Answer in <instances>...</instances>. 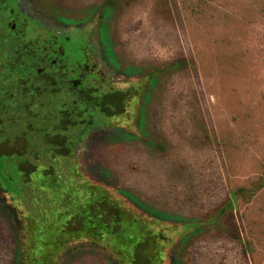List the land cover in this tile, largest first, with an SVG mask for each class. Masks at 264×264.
I'll list each match as a JSON object with an SVG mask.
<instances>
[{
  "label": "rangeland",
  "instance_id": "1",
  "mask_svg": "<svg viewBox=\"0 0 264 264\" xmlns=\"http://www.w3.org/2000/svg\"><path fill=\"white\" fill-rule=\"evenodd\" d=\"M6 18L61 44L83 95H129L79 117L0 61V264H129L140 238L152 264H264V0H0ZM102 196L125 232L61 233Z\"/></svg>",
  "mask_w": 264,
  "mask_h": 264
},
{
  "label": "trees",
  "instance_id": "2",
  "mask_svg": "<svg viewBox=\"0 0 264 264\" xmlns=\"http://www.w3.org/2000/svg\"><path fill=\"white\" fill-rule=\"evenodd\" d=\"M2 21L4 22L3 25L5 26V28L2 35H0V61L4 58L5 65L7 67L14 68V66L18 65L21 75L23 74L29 77L31 76L33 80H38V77L44 76L47 83L55 85L57 88L67 87L69 89L67 91L70 92L74 97H77V100H73L72 104L78 106L79 117H82L87 112H89V115L93 117V110L96 109H98L99 112L104 113L106 116L119 115L125 111L127 96L129 95L127 91L116 90L103 94H94V92L91 91L92 89L89 88L87 90L88 92H85V95L80 92L77 94L76 87L74 85H70V81L76 78H73V74H68L64 72V70H59L58 68H56V66L52 67L53 69L51 68L52 72L47 73L46 71L42 70L44 71L42 75L38 73V75H33L34 68L40 67V65H42V62L44 63L46 57L50 54V52L52 50L56 52L57 48L59 46L61 47V44L55 42L54 39H49L46 43L42 42L39 44L40 46L35 47L34 44L36 43V39L26 40L25 36H22L23 33L21 29H17L16 32L12 28L14 27V24L11 27L7 26V18ZM62 49L64 50V48ZM46 64L49 65L50 62L46 61ZM0 80H11V78L3 76ZM70 113L71 112L67 109L63 110L60 127L64 131L69 127V123L67 122L68 119L69 121L71 119L72 122L76 124L75 119L72 118V115ZM92 117L84 118L86 119L87 125H91ZM57 139L59 138L56 137V140H54V142L57 141ZM63 143H65V141H63ZM65 147L69 149L68 146ZM56 151L59 154H63L60 148H58ZM68 153L69 152H67V154ZM22 167L27 170L28 177H30V174L37 168L36 165H32V168H29L26 164H23ZM28 177L26 178L27 180ZM106 198V196H102L98 200L87 202V208L83 204H81L82 206H78L83 210L79 209L73 211L74 214L71 213L73 215L78 214V219L75 221L73 218H71V214H69V216L64 219L65 221H62L63 223H61L65 225L61 227V233L65 236H71V234L73 233L84 231L85 228H88V224L93 222H98L94 224L95 226L98 225L99 227L98 231L95 229L92 230L93 234L96 233L103 236L106 235L112 239L113 237L111 233L120 234V232H122L123 230L125 232L126 230L123 228V224L125 223L126 219L124 217L121 218L119 209L113 204H109ZM95 203H97V205ZM99 210L100 212H97ZM43 229L46 230L45 227H43ZM136 236L137 235H135L134 237ZM130 240L125 242L126 246ZM40 244L43 245V242H40ZM62 244L63 242L59 241L55 243L53 242V246L57 247H60ZM45 245H47V243ZM129 249L132 253V258L129 264H152L151 258L148 254V243L146 242V240L140 238L139 240L134 242L129 247Z\"/></svg>",
  "mask_w": 264,
  "mask_h": 264
},
{
  "label": "flooded vegetation",
  "instance_id": "3",
  "mask_svg": "<svg viewBox=\"0 0 264 264\" xmlns=\"http://www.w3.org/2000/svg\"><path fill=\"white\" fill-rule=\"evenodd\" d=\"M59 54H61V56H59V59H55V58L53 59V58H52V59H51L52 61L50 62V64H49V65L46 64L47 59H48V61H49V58H50V57L58 56ZM64 54H65V52H64V50H63L60 46L57 48L56 52L52 50V51L50 52V54L46 57L44 63L42 62V66H43V65H47V66H45V67H42V66L37 67V68H36L37 73L40 74V75H42V74L44 73V71H46V68H47V69H48V68L50 69V68H52V67H54V66H56L59 70H61L62 66L60 65L59 60H60L61 57H64ZM42 70H44V71H42ZM70 82H71V83H70L71 86L74 85V86L76 87V93H79L80 90L78 89V84H77L78 80L74 79V80H72V81H70Z\"/></svg>",
  "mask_w": 264,
  "mask_h": 264
}]
</instances>
